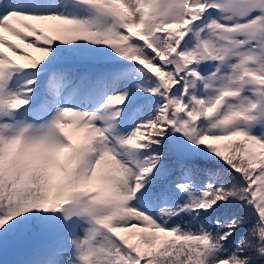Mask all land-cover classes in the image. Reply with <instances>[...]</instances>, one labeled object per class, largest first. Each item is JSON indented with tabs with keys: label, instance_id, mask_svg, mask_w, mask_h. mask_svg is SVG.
Wrapping results in <instances>:
<instances>
[{
	"label": "rangeland",
	"instance_id": "374dc122",
	"mask_svg": "<svg viewBox=\"0 0 264 264\" xmlns=\"http://www.w3.org/2000/svg\"><path fill=\"white\" fill-rule=\"evenodd\" d=\"M191 2L197 10L190 8L183 18L185 32L202 44L208 61L186 74L183 88L168 93V146L182 157L224 152L226 139L208 124L233 118L232 104L241 102L240 112H247L259 96L264 100V9L259 10L264 0ZM159 5L158 0H0V264H34L33 248L44 230L37 205L43 197V208L49 207L54 183L64 178L59 159L73 143L88 145L75 159V173L87 193H108L122 212L117 217L122 228L166 232L136 195L140 172L131 147L143 127L141 101H127L133 95H127L123 76L87 77L72 60L78 53L108 54L122 36L141 33ZM192 45H186V53ZM246 77L255 85L244 84ZM257 115L258 126L250 127L242 148L249 159L264 148V111ZM253 183V202L264 217V168ZM67 205V222L55 228L65 235L64 249L39 264H78L70 255L83 250L89 214L99 206L86 213L78 202ZM94 232L97 239L103 229ZM10 233L13 247L14 236L29 238L20 254L5 240Z\"/></svg>",
	"mask_w": 264,
	"mask_h": 264
},
{
	"label": "trees",
	"instance_id": "16d2710c",
	"mask_svg": "<svg viewBox=\"0 0 264 264\" xmlns=\"http://www.w3.org/2000/svg\"><path fill=\"white\" fill-rule=\"evenodd\" d=\"M158 1L161 5L150 14V23L140 34L131 39L122 36L118 46L113 45L108 54L96 52L94 64L86 66L92 73L100 68L123 76L127 95H133L129 100L141 101L143 127L132 154L142 175L136 183L137 194L152 206L166 233L158 236L147 229L137 233L111 223L119 221L122 212L109 197L99 194L90 202L100 205L95 222L110 226L113 233L105 230L95 242L92 256L87 258L82 252L81 260L83 264H264V217L252 201L253 180L264 168V151L254 159L242 154L248 135L234 126H243V118L236 116L229 123L208 126L225 136L228 148L223 153L178 157L168 149V93L183 86L185 74L202 68L205 58L197 43L186 54V0ZM165 2L173 6L163 9ZM259 7L264 9V3L259 2ZM169 10L171 17L167 18ZM246 82L254 83L248 77ZM257 111H264V104L259 102L247 112L249 124H258ZM83 195V185L78 182L74 189L57 190L52 204L82 199ZM43 213L40 217L52 218ZM44 225L41 240L33 248L35 262L54 255L64 243L55 230L56 223ZM11 235L5 240L20 254L29 238L26 234L14 236L13 247Z\"/></svg>",
	"mask_w": 264,
	"mask_h": 264
},
{
	"label": "water",
	"instance_id": "95a60500",
	"mask_svg": "<svg viewBox=\"0 0 264 264\" xmlns=\"http://www.w3.org/2000/svg\"><path fill=\"white\" fill-rule=\"evenodd\" d=\"M67 207L62 206V207H57L54 211V214L56 215V217H59L60 219H64L66 217V215L64 214V212H67Z\"/></svg>",
	"mask_w": 264,
	"mask_h": 264
}]
</instances>
